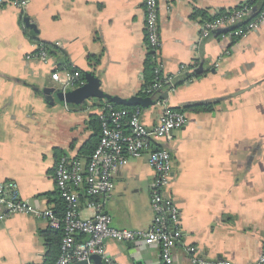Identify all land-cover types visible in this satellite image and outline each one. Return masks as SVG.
I'll use <instances>...</instances> for the list:
<instances>
[{
	"label": "crops",
	"instance_id": "crops-1",
	"mask_svg": "<svg viewBox=\"0 0 264 264\" xmlns=\"http://www.w3.org/2000/svg\"><path fill=\"white\" fill-rule=\"evenodd\" d=\"M246 1L158 0L163 72L175 74L186 64L195 75L173 92L163 88L168 98L142 108L141 120L151 127L167 108L213 105L185 110L187 123L160 144L171 154L165 197L180 220L175 264H195L187 246L204 260L249 264L264 245V22L242 38L220 29L201 36L205 19ZM145 15L144 0H27L24 7H0V184L14 181L22 200L58 209L57 160L81 156L93 135L90 120L104 102L50 103L37 89L59 88L52 73L62 77L70 65L95 72L111 95H139L148 58ZM27 17L37 32L27 28ZM38 41L52 45L47 62L26 58ZM154 178L146 155L119 169L105 203L112 226H151ZM86 202L81 199L83 217L91 213ZM50 229L46 219L27 213L1 221L0 264H45ZM105 245L119 264H163L158 244L108 238Z\"/></svg>",
	"mask_w": 264,
	"mask_h": 264
},
{
	"label": "built area",
	"instance_id": "built-area-1",
	"mask_svg": "<svg viewBox=\"0 0 264 264\" xmlns=\"http://www.w3.org/2000/svg\"><path fill=\"white\" fill-rule=\"evenodd\" d=\"M250 1L256 4L249 3ZM260 0H247L229 13L221 14L213 19H205L201 26V36L211 32L229 28L227 34L242 38L256 30L264 22V7L245 25L234 27L243 22L255 11ZM24 7L27 0H0L4 5ZM145 28L148 56L155 65L153 84L144 90L147 96L159 94L163 88L168 92L177 89L176 81L191 73V67L181 64L175 74H164L160 60L162 41L159 28L158 0H144ZM244 26V27H242ZM27 59H38L47 62L49 51L47 46L39 42L37 49L26 56ZM63 76L59 71L52 73V79L59 83L64 91L82 86L83 75L74 66L65 67ZM191 78L185 79L189 80ZM142 108H117L111 103L101 107L98 117L101 121V136L97 147L87 160L81 156L62 154L54 169V178L59 196L63 202V212L58 214L52 208L39 209L22 200L18 184L6 181L0 184V222L17 213H27L42 217L48 221L52 229H62L60 254L56 264H74L90 260L98 255L105 264H119L107 254L105 240L144 241L147 244H158L162 248V263L175 264L174 247L180 242L178 208L171 199L165 197V190L172 177L171 154L160 147L161 141L171 140L173 132L187 123L183 111L167 108L158 117V123L147 126L141 120ZM146 155L155 178L151 184V206L154 219L148 229L116 228L112 226V217L105 211L107 198L115 188L114 176L119 169L125 167L129 160ZM89 198L86 202L90 214L81 215V194ZM78 236H82L80 239ZM195 264H234L225 259L208 261L199 257L195 246L185 248ZM42 264V263H31ZM249 264H264V245L258 258Z\"/></svg>",
	"mask_w": 264,
	"mask_h": 264
},
{
	"label": "water",
	"instance_id": "water-1",
	"mask_svg": "<svg viewBox=\"0 0 264 264\" xmlns=\"http://www.w3.org/2000/svg\"><path fill=\"white\" fill-rule=\"evenodd\" d=\"M246 21L247 20H244L243 22ZM243 22L238 23L234 27L239 26ZM25 24L27 28L33 29L34 32H37L36 25L32 23L28 17L25 19ZM220 30L223 32H227L229 28L220 29ZM84 79H85L84 84L74 89H67L64 91L61 88L48 87L42 90L39 89L37 90L40 91V94L46 98L47 102L50 103L59 102L74 106L83 105L92 99H100L109 103H114L122 106H135V107H141L143 109H148L160 103L162 100L168 98V93L161 91H159V93H161L160 95L157 94H154L152 96L134 95L129 98H122L120 96L111 95L105 92L101 88V78L95 72L86 71ZM90 260L100 261L101 257L98 255H92ZM85 263L86 262H78L74 264H85Z\"/></svg>",
	"mask_w": 264,
	"mask_h": 264
},
{
	"label": "trees",
	"instance_id": "trees-1",
	"mask_svg": "<svg viewBox=\"0 0 264 264\" xmlns=\"http://www.w3.org/2000/svg\"><path fill=\"white\" fill-rule=\"evenodd\" d=\"M249 3H253L256 4V2L254 1H250ZM264 7V0H260L257 5L255 6V11L253 12V14H251L248 18H246L247 21L252 20L256 15L257 12L260 11V9H262ZM231 10L228 11H221V13H219L217 16L224 14V13H229ZM246 21V22H247ZM246 22H243L241 25H245ZM244 27V26H242ZM228 32V31H227ZM36 36V35H35ZM41 41H38V43ZM47 46V49L49 51V55L53 54V48L51 44L42 42ZM67 68L70 67V65L65 66ZM76 71H79L82 75L83 78L85 77V72L81 71L77 68H75ZM155 65L152 62V60L150 59V56H148L147 61H146V65H145V83H144V90H146L147 88H149L152 84H153V80L155 77ZM195 74H186L185 76H183L182 78H179L176 81V84L179 85L181 84L185 79L188 78H192ZM143 90V92H141L139 95L140 96H147L146 92ZM160 94V93H159ZM100 100V99H97ZM103 101L104 104H102L101 106L103 107L107 102L104 100H100ZM102 102V103H103ZM109 103V102H108ZM113 106L117 107V108H128V109H135V106H122V105H118V104H114L111 103ZM74 107H79V106H74ZM213 108L212 104H204V105H194V106H186L185 108H172L173 110H179V111H185V110H193V111H202V110H211ZM171 109V108H170ZM90 125L91 128L93 130V135L91 136V138L84 144V146L81 148L79 154L82 157H85L87 160L89 159V157L91 156V154L94 152L95 148L97 147L99 140H100V136H101V121L99 119V117L97 115H93L91 120H90ZM91 199V197L87 196L83 190L82 194H81V199L84 200H88ZM56 212L60 215L63 212V202L60 198V203L58 206V209L56 210ZM45 235V240L48 242L49 247H50V251L48 254V259L45 262V264H56V261L59 257L60 254V243H61V239L63 236V230L62 229H50L48 231V233H44Z\"/></svg>",
	"mask_w": 264,
	"mask_h": 264
}]
</instances>
